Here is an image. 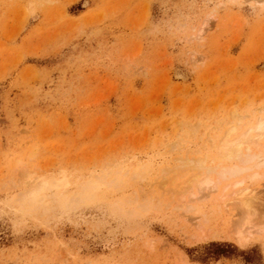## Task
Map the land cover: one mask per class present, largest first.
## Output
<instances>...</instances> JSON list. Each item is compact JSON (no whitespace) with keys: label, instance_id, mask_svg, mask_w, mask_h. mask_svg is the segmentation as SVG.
<instances>
[{"label":"rangeland","instance_id":"obj_1","mask_svg":"<svg viewBox=\"0 0 264 264\" xmlns=\"http://www.w3.org/2000/svg\"><path fill=\"white\" fill-rule=\"evenodd\" d=\"M262 5L0 0V264H264V237L238 244L241 211L218 208L244 179L264 218V175L201 191L186 163L229 164L213 144L264 115ZM87 181L95 195L47 213L23 198Z\"/></svg>","mask_w":264,"mask_h":264},{"label":"bare ground","instance_id":"obj_2","mask_svg":"<svg viewBox=\"0 0 264 264\" xmlns=\"http://www.w3.org/2000/svg\"><path fill=\"white\" fill-rule=\"evenodd\" d=\"M256 1L260 7H263L262 4L264 3V0H256ZM260 109L264 110V106L261 107ZM237 129H238L237 126H231L221 136L219 141H216L213 144L214 149H216L217 158L227 160L230 162L229 164H226V165L222 164V165L213 166L212 164H208L206 157L205 158H198V159L197 158L196 159H189L190 160L189 161L184 156L186 158V163L189 162L188 165L190 164L193 167V169H198V171L196 173L192 174V176L193 175L194 176L192 177L193 179L192 178L191 179L194 180V182H196V184L198 186L197 188H199L200 190L201 189L204 190L205 188H206V190L207 189H209V190L217 189V188H219L221 181L226 180V179H230V178H235V177L241 175L242 173H245V172L248 173V171H252V170H255V171L252 173H249V176L247 175L252 180L253 179H259L260 177H262L264 175V174H262V172H259V170H258L260 168L264 169V144L262 145V141H261V139L264 137V115L263 116L261 115L260 117H258L256 122L253 125L249 126L248 129H246L244 132H242L241 134L235 135ZM204 156H206V155H204ZM180 158H182V157H180ZM209 159H211V157ZM215 159L216 158H214L213 160H215ZM213 160H211V161H213ZM223 160H222V162H223ZM183 161H184V159H183ZM183 161H181V162H183ZM186 163H184V164L187 165ZM189 169H192V168L189 167ZM256 169L258 171H256ZM204 171L206 172V175L201 177V175H202L201 173ZM144 172H145V170H144ZM163 172H165V171H163ZM213 172H215L216 176H218L217 178L215 177L216 179H214L211 176V173H213ZM120 173H121V171H120ZM126 173H127V170H126ZM126 175L128 176V173L125 174V176ZM132 176L137 177V179H138V177H141L139 179H143L144 175H143L142 171H138V172H133ZM244 177H246V176H244ZM99 178L100 177H98V180L101 181V179H99ZM103 178H106V177L104 176ZM115 179L116 178L113 177L110 181H108V182L106 181L107 182L106 184L109 183L108 186L112 184L113 187L119 186L121 181H118L116 184L117 179L116 180ZM189 180L187 181V179H186V182H189ZM92 182H93V180H92ZM92 182L87 181L85 185L80 186V190L79 189H78L79 191L76 190V191H78V192H76V194L70 193L69 190L65 189L64 187H61V185L60 186L56 185L55 190H54L55 192L53 193V197L51 198L52 200L47 199L45 197V195H41V194H43L42 193L43 190L51 188V187L45 186L44 182H41V184L34 190V192H29V193L25 194L23 196V198H25V202H28L30 207L33 210H37L38 208L42 207L41 209H43V211L47 213L51 209V204H50L51 201H59V202H62V204H64V205L66 204V206H68L72 203H77L78 201L84 199L85 197L95 195L97 192V189L100 185L98 186L97 183H92ZM102 182H104V181L102 180ZM243 182H244V179H237L236 178V180H234L232 183L225 184V186L223 187L224 191L229 189V188H231V189L227 193H221L220 194L219 197L221 198L223 204L221 203L220 207L218 206V208L225 210V208H229L230 204L228 202H230V203H232L234 208H236V209L239 208V210L237 212L241 211V216H242L241 221H240L241 223L236 227L235 232L233 231L234 239L240 245H243L249 238H251V236L253 234H258V235L264 237V221H263L264 218L262 217V215H260L262 213H260L258 211V207H260V205L259 204L257 205V203H256V197L258 195L256 194L255 189L250 188V186L243 187L242 186ZM118 183H119V185H118ZM113 184L114 185L116 184V185L114 186ZM188 184H190V182L187 183V185ZM197 188H195V189H197ZM200 190H199V193L202 191V190L201 191ZM27 191H29V190H27ZM184 191H186V190H183V192ZM202 193L200 194V196L202 197V195H203V198L198 196V199H199V197H200V199H205L206 195L204 196V194H202ZM207 195H209V193ZM189 205H191V204H189ZM193 206L195 207V204ZM196 209L198 210V208H195L194 210H196ZM231 210H232V208H230V211Z\"/></svg>","mask_w":264,"mask_h":264},{"label":"trees","instance_id":"obj_3","mask_svg":"<svg viewBox=\"0 0 264 264\" xmlns=\"http://www.w3.org/2000/svg\"><path fill=\"white\" fill-rule=\"evenodd\" d=\"M230 245L231 244H228L227 242L212 241L207 246L209 250L208 253L219 258L220 256L227 254Z\"/></svg>","mask_w":264,"mask_h":264}]
</instances>
